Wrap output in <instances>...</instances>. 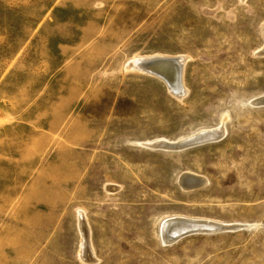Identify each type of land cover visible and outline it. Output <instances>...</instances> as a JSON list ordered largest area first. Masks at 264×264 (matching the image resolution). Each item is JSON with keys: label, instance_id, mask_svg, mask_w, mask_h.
<instances>
[{"label": "rangeland", "instance_id": "obj_1", "mask_svg": "<svg viewBox=\"0 0 264 264\" xmlns=\"http://www.w3.org/2000/svg\"><path fill=\"white\" fill-rule=\"evenodd\" d=\"M263 32L264 0H0V264H264ZM156 55L182 99L127 68ZM172 217L240 227L167 244Z\"/></svg>", "mask_w": 264, "mask_h": 264}, {"label": "bare ground", "instance_id": "obj_2", "mask_svg": "<svg viewBox=\"0 0 264 264\" xmlns=\"http://www.w3.org/2000/svg\"><path fill=\"white\" fill-rule=\"evenodd\" d=\"M261 52H264V46L262 47ZM256 54L258 53L256 52ZM185 60L186 59L182 57L156 55L152 57L133 59L129 62L127 68L131 71H136L155 77V79L164 84V86L172 96L182 99L186 93V88L183 82ZM254 100V102L257 104H264V96L260 97L259 99L254 98ZM223 127L215 128L213 130H201L197 133L195 132V134H191V136L187 138H181L176 141L158 139L152 142L148 141L146 143H143L142 145L147 149H153L155 151L180 152L183 150L201 147L206 144L219 141L225 134V128ZM184 173L185 174H182L178 178V183L180 184V186H182V188H197L199 186L201 187L207 184V181L193 175L191 172ZM108 189H116V187L109 186ZM82 214H78V226L82 237V240L80 242L81 245L79 255L82 261L93 263L95 261V259L93 258L95 255L92 257V253L89 251L90 249L88 246V231L86 230L87 220H85ZM238 226L239 225L237 224L226 225L206 220H193L181 217H172L167 221L165 220V222L163 223L160 231V236L162 240L168 244L174 242L175 240L183 237L186 234L194 232H221L227 229H234Z\"/></svg>", "mask_w": 264, "mask_h": 264}]
</instances>
